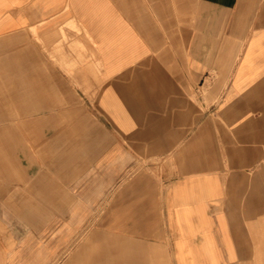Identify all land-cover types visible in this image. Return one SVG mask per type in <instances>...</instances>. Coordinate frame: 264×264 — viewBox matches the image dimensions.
<instances>
[{
  "label": "crops",
  "instance_id": "obj_1",
  "mask_svg": "<svg viewBox=\"0 0 264 264\" xmlns=\"http://www.w3.org/2000/svg\"><path fill=\"white\" fill-rule=\"evenodd\" d=\"M51 258L264 264V0H0V264Z\"/></svg>",
  "mask_w": 264,
  "mask_h": 264
},
{
  "label": "rangeland",
  "instance_id": "obj_2",
  "mask_svg": "<svg viewBox=\"0 0 264 264\" xmlns=\"http://www.w3.org/2000/svg\"><path fill=\"white\" fill-rule=\"evenodd\" d=\"M44 228V227H43ZM46 264H53V258L48 259V262Z\"/></svg>",
  "mask_w": 264,
  "mask_h": 264
}]
</instances>
